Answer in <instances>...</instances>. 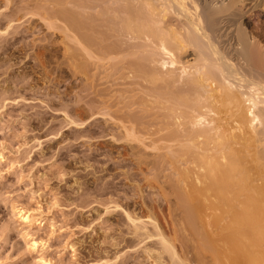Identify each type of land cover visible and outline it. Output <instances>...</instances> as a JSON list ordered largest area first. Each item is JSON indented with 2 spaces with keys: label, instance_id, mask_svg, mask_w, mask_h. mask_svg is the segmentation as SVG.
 <instances>
[{
  "label": "bare ground",
  "instance_id": "bare-ground-1",
  "mask_svg": "<svg viewBox=\"0 0 264 264\" xmlns=\"http://www.w3.org/2000/svg\"><path fill=\"white\" fill-rule=\"evenodd\" d=\"M43 1L17 12L35 10L63 34L69 69L89 87L101 76L107 86L87 91L108 99L90 109L112 120L109 139L126 143L163 200L190 217L199 263L264 264V0ZM127 216L134 238L158 237L173 264H190L157 224L149 233ZM220 240L233 258L224 246L217 257Z\"/></svg>",
  "mask_w": 264,
  "mask_h": 264
},
{
  "label": "rangeland",
  "instance_id": "rangeland-1",
  "mask_svg": "<svg viewBox=\"0 0 264 264\" xmlns=\"http://www.w3.org/2000/svg\"><path fill=\"white\" fill-rule=\"evenodd\" d=\"M22 1L0 0V264H173L158 237L134 238L127 215L148 232L161 230L176 257L200 264L190 217L163 200L126 143L109 139L112 120L90 109L108 99L95 96L107 86L101 76L93 78L101 87L87 91L94 82L89 87L83 73L69 69L63 34L48 30L35 10L17 12L36 4Z\"/></svg>",
  "mask_w": 264,
  "mask_h": 264
}]
</instances>
